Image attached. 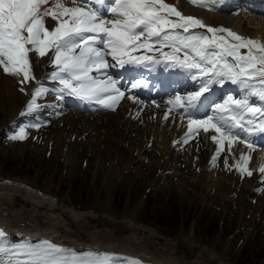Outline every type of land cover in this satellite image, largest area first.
Segmentation results:
<instances>
[{
    "label": "snow or ice",
    "instance_id": "snow-or-ice-1",
    "mask_svg": "<svg viewBox=\"0 0 264 264\" xmlns=\"http://www.w3.org/2000/svg\"><path fill=\"white\" fill-rule=\"evenodd\" d=\"M208 11L233 7L232 0H188ZM69 4L73 6H68ZM238 14L241 5H236ZM254 14V3L243 5ZM264 8V4L260 5ZM48 18L54 25L47 23ZM51 53L54 68L46 75L54 87L37 80L32 54L43 58ZM146 68L166 71L178 69L185 73V83L165 101L163 119L173 113L187 120V132L177 143L212 132L216 145L212 167L227 146L229 155L236 144L248 149L230 165L241 178L251 177L248 165L251 153L260 146L264 134V42L241 36L225 26H211L202 19L184 15L165 0H0V69L24 85L34 83L30 99L21 116L38 112L39 100L49 93L56 100L72 97L81 105H96L115 111L121 100L141 101L131 89L147 87L141 78L122 88V78L114 77L112 68ZM188 80L192 83L189 85ZM236 85L238 94L226 93L222 102L211 101L206 95L214 85ZM26 95H29L27 92ZM214 103L213 115L200 117V108ZM156 107V104L153 101ZM140 115L138 110L136 116ZM40 122L19 126L7 139L24 141L29 127L39 128ZM258 172L264 177V163ZM264 182V180H262ZM0 264H143L137 258L114 253L77 252L49 239L33 242L13 240L0 229Z\"/></svg>",
    "mask_w": 264,
    "mask_h": 264
},
{
    "label": "bare ground",
    "instance_id": "bare-ground-1",
    "mask_svg": "<svg viewBox=\"0 0 264 264\" xmlns=\"http://www.w3.org/2000/svg\"><path fill=\"white\" fill-rule=\"evenodd\" d=\"M165 2L176 6L184 15L202 19L208 25H222L241 36L264 42V26L254 28L255 18L244 29L243 14L228 16L230 19L226 20L215 13L191 8L185 0ZM47 23L51 26L55 22L48 18ZM51 55L49 53L40 58L32 54L34 74L47 87L55 86L46 78L54 71L50 65ZM20 87L16 78L4 74L0 69V110L2 107L6 112V124L0 127V136L5 140H1L0 145L9 148L4 152L11 150L24 158L29 155L38 157L40 164L48 163L46 155H52L55 171L64 166L72 176L101 173L107 197L104 204L97 205L94 215L85 212L77 214L76 218L73 215L71 219L64 214L65 205L71 206L68 197L56 199L50 194L52 177L39 189L34 187V183L29 185L18 179L9 184H2L0 180V229H4L13 240L36 242L49 239L77 252L91 249L94 252L114 253L137 258L143 264H230L223 257L230 250L232 238L227 242L222 241V231L209 247L195 255L193 230L180 232L179 239L162 245L157 232H146L139 227L138 214L144 205L141 198L132 212L123 210L117 213L111 206L116 182L129 177L131 173L133 180L146 181L150 191L156 188L159 181L167 179L170 182L168 185L178 187L182 194L192 191L204 209L217 202L223 219L230 216L232 207L236 206L237 232L244 227L247 217H251V229L261 220L259 218H264V177L257 170L264 163V151L251 153L248 165L253 171L251 177L245 175L241 178L234 170L224 167L225 159L231 165L242 152H248L243 144H236L232 155L225 147L217 166L212 167L211 160L216 151V145L210 138L213 133L202 132L187 144L174 145L173 142L181 140L187 132V120L182 122L180 117L170 115L165 121L162 104L156 103L159 107L137 104L127 98L114 112L91 115L79 112L64 100H56V94L52 92L39 100L47 104L42 106L38 116H31L34 117L32 122L23 123L20 114L30 99L34 83L25 84L24 92L20 91ZM138 110L140 115L136 116ZM0 122L3 123L4 118ZM36 122L42 126L38 129L29 127L26 140L18 142L7 139L9 132L14 134L12 124L19 127ZM123 170H126L125 174ZM18 197H23L19 208L15 205ZM92 218L97 225L90 227ZM113 223L120 227L117 231L110 229ZM217 245L221 246L220 252Z\"/></svg>",
    "mask_w": 264,
    "mask_h": 264
},
{
    "label": "rangeland",
    "instance_id": "rangeland-1",
    "mask_svg": "<svg viewBox=\"0 0 264 264\" xmlns=\"http://www.w3.org/2000/svg\"><path fill=\"white\" fill-rule=\"evenodd\" d=\"M252 18H255L254 28L264 26L263 18L246 14L243 18L244 29L249 27ZM225 19L229 20L230 17L226 16ZM260 23H263V25H260ZM38 103L42 106L47 104V102L42 103L40 101ZM4 109L1 107L0 110V113H2L0 114V120L4 118V122H0V127L6 124ZM38 114L39 111L28 116L24 115L22 118L23 123L32 122L34 117L31 116H38ZM16 128L18 129L16 124L11 125V131L17 130ZM11 134L13 132H9V135ZM0 138V141L5 140L4 137L0 136ZM0 147V180L2 184H9L18 179L20 182L29 183V185L34 183V187L39 189L47 184L52 177L53 186L50 189V194L56 199L68 197L71 206L65 205L64 214L71 219L73 215L76 218L77 214L85 212L94 215L97 205L104 204L107 191L102 183L103 175L101 173L98 174L97 172L94 176L83 175L82 173L72 176L64 166L55 171L56 167L52 155H46L48 158L46 165L40 164V158L38 159V157L29 155L24 158L15 152H11V150L5 153L4 150L9 149L8 146L2 147L0 145ZM123 173L125 174L126 170H123ZM131 174L128 175L129 177L124 175L123 180L116 182L111 206L117 213L123 210L132 212L137 206V201L141 198L140 200L144 202V205L138 214L139 227H142L146 232L148 230L157 232V238H159L162 245L179 239L177 237L180 232L193 230L196 243L193 252L196 255L203 248L209 247L222 231V241L226 240L225 242H227L232 238L230 250L223 257L225 261L230 264H264V218H259L258 220H261L257 222L255 228L251 229L249 227L251 217H247L246 224L237 232L236 206L232 207L233 213L223 219L217 202L204 209L200 206L198 197L192 191L188 190L185 194H182L178 187L168 185L170 182L166 181L167 179L159 181L160 183L156 188L150 191L147 188L148 183L146 181L137 178L133 180L134 175L131 176ZM18 198L15 205L19 208L23 202V197ZM26 208H29V205H26ZM96 225L97 222L92 218L90 227ZM119 228L116 223H113L110 227L114 231ZM247 232H250V234ZM216 248L219 252L221 251V246L218 247L217 245Z\"/></svg>",
    "mask_w": 264,
    "mask_h": 264
}]
</instances>
